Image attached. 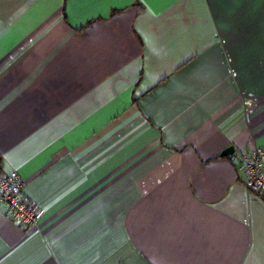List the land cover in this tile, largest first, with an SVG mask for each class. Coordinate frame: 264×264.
<instances>
[{"label": "crops", "instance_id": "obj_1", "mask_svg": "<svg viewBox=\"0 0 264 264\" xmlns=\"http://www.w3.org/2000/svg\"><path fill=\"white\" fill-rule=\"evenodd\" d=\"M0 156L39 207L0 264H264V0H0Z\"/></svg>", "mask_w": 264, "mask_h": 264}, {"label": "built area", "instance_id": "obj_2", "mask_svg": "<svg viewBox=\"0 0 264 264\" xmlns=\"http://www.w3.org/2000/svg\"><path fill=\"white\" fill-rule=\"evenodd\" d=\"M229 159L237 172L245 176L247 188L264 196V147L250 153H234ZM25 182L17 171L0 175V212L23 228L35 226L39 219V207L24 194Z\"/></svg>", "mask_w": 264, "mask_h": 264}, {"label": "water", "instance_id": "obj_3", "mask_svg": "<svg viewBox=\"0 0 264 264\" xmlns=\"http://www.w3.org/2000/svg\"><path fill=\"white\" fill-rule=\"evenodd\" d=\"M234 153H235V149H234L233 147H231V148H228V149L222 154V156L227 157V156H230V155H232V154H234Z\"/></svg>", "mask_w": 264, "mask_h": 264}, {"label": "trees", "instance_id": "obj_4", "mask_svg": "<svg viewBox=\"0 0 264 264\" xmlns=\"http://www.w3.org/2000/svg\"><path fill=\"white\" fill-rule=\"evenodd\" d=\"M1 173H2V158L0 156V175H1Z\"/></svg>", "mask_w": 264, "mask_h": 264}, {"label": "snow or ice", "instance_id": "obj_5", "mask_svg": "<svg viewBox=\"0 0 264 264\" xmlns=\"http://www.w3.org/2000/svg\"><path fill=\"white\" fill-rule=\"evenodd\" d=\"M0 39H2V36H0Z\"/></svg>", "mask_w": 264, "mask_h": 264}]
</instances>
